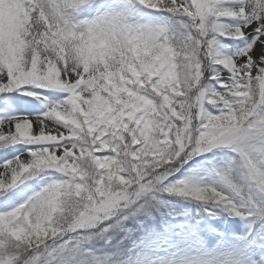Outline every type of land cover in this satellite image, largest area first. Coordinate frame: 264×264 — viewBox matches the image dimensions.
Segmentation results:
<instances>
[{"label":"snow or ice","instance_id":"snow-or-ice-1","mask_svg":"<svg viewBox=\"0 0 264 264\" xmlns=\"http://www.w3.org/2000/svg\"><path fill=\"white\" fill-rule=\"evenodd\" d=\"M0 264H264V0H0Z\"/></svg>","mask_w":264,"mask_h":264}]
</instances>
